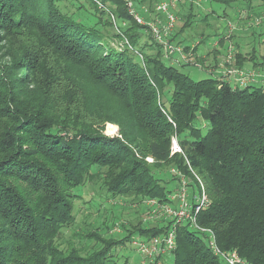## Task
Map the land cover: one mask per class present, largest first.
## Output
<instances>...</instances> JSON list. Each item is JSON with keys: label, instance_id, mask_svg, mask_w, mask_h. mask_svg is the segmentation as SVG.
<instances>
[{"label": "trees", "instance_id": "1", "mask_svg": "<svg viewBox=\"0 0 264 264\" xmlns=\"http://www.w3.org/2000/svg\"><path fill=\"white\" fill-rule=\"evenodd\" d=\"M98 1L103 7L96 0H0V34L13 49L11 61L0 63V264H118L117 247L169 225L116 221L106 235L90 226L74 234L84 246L70 239L64 248L76 190L98 175L112 198L166 201L175 177L161 175L163 164L188 177L191 166L202 178L211 204L198 221L222 249L264 264V86L194 80L180 70L190 63L167 64L124 0ZM135 1L139 12L159 0ZM205 1L232 7L238 0ZM199 8L189 2L173 10L184 20L173 41ZM235 55L244 68L246 58ZM108 123L119 126L118 136L106 134ZM174 134L184 153L171 156ZM173 264L225 263L203 233L183 224Z\"/></svg>", "mask_w": 264, "mask_h": 264}, {"label": "rangeland", "instance_id": "2", "mask_svg": "<svg viewBox=\"0 0 264 264\" xmlns=\"http://www.w3.org/2000/svg\"><path fill=\"white\" fill-rule=\"evenodd\" d=\"M159 0L156 2L152 10H139L138 14L144 20H152L156 18V5L161 2ZM202 7L196 10V16L191 27L185 29V31L180 34V36L175 41L183 45H196L197 52L196 56L205 58L208 56L207 60L204 62L199 61L197 66L195 64H189L185 66H180V70L190 75L194 80H201L208 77H213L208 70L214 71H226L228 68L226 64L227 52L229 46L232 45L231 50L240 51L243 57L246 58L245 63L251 70H256L264 75V3L260 0H251L249 6L243 0H238L232 7H226L224 5L209 3L206 1L202 2ZM179 8V7H178ZM143 9V8H142ZM182 12V11H179ZM146 16H149L146 18ZM177 20L175 27L184 22L178 14L176 15ZM229 21L232 26L229 27ZM227 25V26H226ZM229 30L231 37L230 39L223 38V44L214 46L217 41ZM146 38H143V41ZM182 40V41H179ZM230 41V42H229ZM11 46L6 42L2 33L0 34V63L10 62V52L13 50ZM222 48L223 52L221 57L216 61L213 56H211L213 50ZM147 51H151L148 47ZM235 61H236V55ZM255 61L258 65L253 67L252 61ZM167 60V59H166ZM234 61V63H235ZM167 64L170 62L167 60ZM257 85H262L259 82ZM167 92L162 99L167 100ZM117 126V129H116ZM108 136H118L119 126L115 123H108L105 130ZM184 153V152H177ZM149 157V156H148ZM150 158V157H149ZM149 163H154V161H149ZM167 165L161 167V175L165 179H170V169ZM190 168V167H189ZM168 169V170H167ZM195 171V170H194ZM196 172V171H195ZM192 174V173H191ZM194 179L193 177H189ZM170 187L173 183L168 184ZM78 189V188H77ZM80 194V198L76 201V221L74 225L70 228H66L63 232V238L60 241L63 243V247L68 246V241L72 239L78 246H84L82 240L79 236L75 237L74 234H83L85 230L95 229L98 227V232L103 235L110 234L107 232L108 226L116 221L126 222L134 221L137 219L143 220L146 215L145 200L141 203L133 200V197L122 196L112 198L109 193L103 187L102 178L98 175L89 178L84 186L79 187L76 190ZM133 223V222H132ZM120 227V224H118ZM83 230V231H82ZM114 237H121V231H113ZM108 236V235H107ZM75 237V239H73ZM86 245V244H85ZM93 244H90L92 246ZM114 258L118 264H122L125 260H128L130 264H139L140 254L134 248L132 242H128L125 245L117 247L114 251ZM165 262V261H164ZM165 264H173V258H170L165 262Z\"/></svg>", "mask_w": 264, "mask_h": 264}, {"label": "built area", "instance_id": "3", "mask_svg": "<svg viewBox=\"0 0 264 264\" xmlns=\"http://www.w3.org/2000/svg\"><path fill=\"white\" fill-rule=\"evenodd\" d=\"M100 7L103 4L96 0ZM205 0H162L156 5V18L152 20H144L140 17L136 10L135 0H124L130 13L134 15L137 21L148 27L149 33L152 34L154 40L161 45L165 58L171 62L190 63L197 66V62L193 58V50L196 44L183 45L173 41V31L177 17L173 12L178 9L182 3L193 2L199 7H202V2ZM112 20L118 28L117 18L112 13ZM229 27L232 26L229 21ZM227 26V25H226ZM229 30L220 38L230 39ZM128 43V40H126ZM230 42V41H229ZM220 41H217L214 46H219ZM185 47H188L187 49ZM216 47V48H217ZM227 52L226 71L208 70L215 78L221 81H226L234 88H245L249 85H257L262 82L264 86V75L256 70L241 68L235 65L234 50ZM188 50V51H187ZM261 86V85H260ZM170 121L173 122L171 118ZM177 152H183L177 134H174L171 139V156ZM150 157V156H149ZM147 157L149 161H154L153 157ZM190 171L194 179L181 169L174 167L170 169V173L175 177L173 182L172 192L168 195V200L160 201L157 198L146 199V215L143 218L145 224L165 222L169 225L168 229L157 236L145 237L136 235L132 239V244L136 251L140 254L139 264H148L159 259V262L167 261L173 258L174 252L177 249V232L178 227L183 224H188L189 228L199 231L205 235L206 242L212 252L219 257L225 264H250L246 259L242 258L236 250H224L218 243L215 232L211 228L202 226L198 221V216L201 211L208 208L211 204V199L208 195L206 185L202 178L190 166ZM115 231H120V227H116Z\"/></svg>", "mask_w": 264, "mask_h": 264}, {"label": "crops", "instance_id": "4", "mask_svg": "<svg viewBox=\"0 0 264 264\" xmlns=\"http://www.w3.org/2000/svg\"><path fill=\"white\" fill-rule=\"evenodd\" d=\"M218 48V47H217ZM215 51V53H213V54H211V56H213V58L217 61L218 60V58L219 57H221V54H220V56H219V53H221V52H223V50H222V48L220 47L218 50H214ZM224 53H225V50H224V52H223V55H224ZM217 54V55H216ZM202 58L204 59V60H207V58H208V56L205 58V56H202ZM244 68H248V66H246L245 65V67Z\"/></svg>", "mask_w": 264, "mask_h": 264}]
</instances>
